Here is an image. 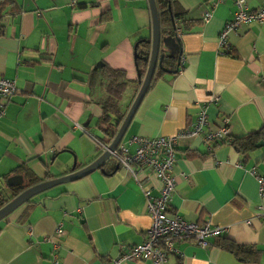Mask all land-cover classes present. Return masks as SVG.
<instances>
[{"label": "crops", "instance_id": "0c3cea01", "mask_svg": "<svg viewBox=\"0 0 264 264\" xmlns=\"http://www.w3.org/2000/svg\"><path fill=\"white\" fill-rule=\"evenodd\" d=\"M174 1L183 12L174 29L179 41L165 39L161 47L166 55L177 57L181 51L179 70L153 76L118 145L134 135L172 136L195 121L201 106L209 121L206 131L216 130L224 117L232 137L264 125V24H242L229 32L227 50L221 52L218 37L234 16V0L213 7L209 0ZM261 2L247 0L251 9ZM207 9L212 16L204 22ZM151 34L147 0H76L75 7L71 0H0V74L16 84L0 116L4 196L14 188L7 183L10 176L21 175L27 183L26 169L39 183L71 173L74 158L76 170L95 160L99 151L90 135L109 137L97 103L103 88L91 85V74L102 63L125 71L131 82L126 92L133 93L129 104L121 102L126 115L140 87L135 44ZM213 95L219 96L216 104L210 101ZM123 119L116 126L111 117L109 125L117 132ZM210 145L199 138L177 144L168 214L226 228L205 247L192 239L177 241L181 255L170 254L164 264H264V220L254 217L264 209V195L259 196L249 172L254 166L264 177V140L244 152L225 143ZM139 177L149 178L150 193L156 195L155 177L147 171ZM58 222L65 234L54 250ZM150 225L138 183L109 158L83 177L36 194L1 219L0 264H51L54 252L58 264H103L143 242ZM223 240L262 253L246 261L222 248Z\"/></svg>", "mask_w": 264, "mask_h": 264}, {"label": "built area", "instance_id": "2783aa9c", "mask_svg": "<svg viewBox=\"0 0 264 264\" xmlns=\"http://www.w3.org/2000/svg\"><path fill=\"white\" fill-rule=\"evenodd\" d=\"M211 7L223 3L225 0H209ZM234 16L228 20L218 37V45L221 52L227 50V36L229 32L237 29L242 24L259 23L264 24V0L254 9H251L247 0H234ZM71 6H76V0H71ZM212 16V9H207L203 14V21L208 22ZM177 32V31H176ZM16 92V84L13 78H8L0 74V116L4 114L6 101ZM210 101L218 103L219 96L213 95ZM209 121L206 107L201 106L198 115L193 123L185 129L179 130L172 136L144 137L131 136L126 143L118 145L114 150H110L109 143L92 136L99 154L107 151L109 157L136 180L147 201V212L151 219V225L146 232V239L138 244L130 246L126 252L118 255L109 262L103 264H123L124 262L149 261L152 264L166 263L170 254L181 255L176 242L180 240L192 239L198 246L208 245L210 237H217L222 234L225 226L212 225L208 223L196 224L183 219L180 215L168 214L169 202L176 187V177L172 174L175 163V150L180 140L187 138H199L212 147V144L225 143L232 145V136L227 117L222 119V124L216 130L206 131ZM83 132L86 130L75 124ZM135 148L131 152L130 146ZM147 171L159 182L157 194L152 195L149 190V178H140L139 174ZM249 172L254 175L258 183L259 196L264 195V177L258 175L255 167L249 168ZM261 207L254 217H262L264 220V209ZM249 223L250 220H247ZM65 234L63 223L58 222L54 230V240L52 245L54 250L60 246V240ZM50 238V237H49ZM47 238V239H49ZM60 262L58 253H53L51 264Z\"/></svg>", "mask_w": 264, "mask_h": 264}, {"label": "trees", "instance_id": "16d2710c", "mask_svg": "<svg viewBox=\"0 0 264 264\" xmlns=\"http://www.w3.org/2000/svg\"><path fill=\"white\" fill-rule=\"evenodd\" d=\"M155 2L158 11L159 30L161 38L159 52L161 54H164L161 47L162 40L165 38L175 39V37H177L174 31L175 23L176 20L182 17L183 12L180 10L179 6L174 0H155ZM137 44L138 45L135 47V63L139 76L142 78L148 67L151 44L148 41V38L138 41ZM175 60V55L164 54L163 66L167 69L173 70L176 66V64L174 66ZM162 72V69L157 67L153 79L158 77V73ZM90 82L91 85L97 84L103 88V92L98 97L97 103L102 109L100 122L103 125L105 134L109 137L101 139L104 142L109 143V139L113 138L116 133L115 127L109 125V120L111 119V117H115V121H117L116 126H118L117 124L119 123V121H121L123 117H125L126 108L122 106L121 102L126 89L131 82L126 77V73L124 70L113 69L103 63L99 65L98 68H95V70L91 74ZM150 87L151 84L149 88ZM260 140H264V125L257 131L251 132L247 135L232 137V145L239 152H244L245 150L251 149L256 146L258 141ZM218 144L221 143H217L214 145ZM25 175L26 177H29V179H27V183H24L23 186L12 188V193L9 196H4V194L0 191V207L11 198L16 196L23 189L35 184L38 181V178L35 177L34 174L28 169L25 170ZM217 238H221V235ZM219 244L222 248L234 253L235 255L239 256L241 259H245L246 261H251L253 259L255 260L262 253L261 250L252 245H242L226 240L219 242Z\"/></svg>", "mask_w": 264, "mask_h": 264}, {"label": "water", "instance_id": "95a60500", "mask_svg": "<svg viewBox=\"0 0 264 264\" xmlns=\"http://www.w3.org/2000/svg\"><path fill=\"white\" fill-rule=\"evenodd\" d=\"M150 14H151V22H152V34L151 38L148 39V41L151 44V50L149 55V62L148 67L143 75V77L139 78L140 81V87L136 93V96L131 103L128 112L126 113L121 125L119 126L115 137L113 141L110 143L109 149L114 150L118 144L120 143L121 139L123 138L124 132L131 121L134 113L136 112L138 106L140 105L145 93L147 92L150 83L152 81V78L154 76V73L156 71V68L159 67L165 72L168 73H175L179 70L180 67V59H181V51H179L176 62L175 69H167L163 66V60H164V54H161L159 52L160 49V30H159V19H158V11L156 7L155 0H147ZM167 39V38H165ZM165 39H163L165 41ZM175 40L179 41L178 38L175 37ZM138 44H135V47ZM260 144H263V142H260ZM109 152L105 151L101 154H98V156L90 162L89 164L83 166L82 168H79L76 170V161L74 158L72 172L65 174L63 176H59L56 178H53L51 180L41 181L39 183L30 185L23 189L21 192H19L16 196L11 198L9 201L4 203L0 207V220L7 217L11 212H13L16 208L21 206L22 204L28 202L30 198L35 196L36 194L54 186L59 183L69 182L76 180L80 177L85 176L86 174L92 172L95 169L100 168L106 160H108ZM7 183L11 187H17V186H23L24 185V178L21 175H13L7 178Z\"/></svg>", "mask_w": 264, "mask_h": 264}, {"label": "rangeland", "instance_id": "374dc122", "mask_svg": "<svg viewBox=\"0 0 264 264\" xmlns=\"http://www.w3.org/2000/svg\"><path fill=\"white\" fill-rule=\"evenodd\" d=\"M129 87V86H128ZM133 98V93L126 92L123 97V104H129Z\"/></svg>", "mask_w": 264, "mask_h": 264}]
</instances>
